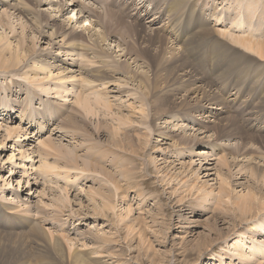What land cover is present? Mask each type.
Returning a JSON list of instances; mask_svg holds the SVG:
<instances>
[{
  "label": "rangeland",
  "instance_id": "obj_1",
  "mask_svg": "<svg viewBox=\"0 0 264 264\" xmlns=\"http://www.w3.org/2000/svg\"><path fill=\"white\" fill-rule=\"evenodd\" d=\"M238 35L264 42V0H0V264H264V59Z\"/></svg>",
  "mask_w": 264,
  "mask_h": 264
},
{
  "label": "bare ground",
  "instance_id": "obj_2",
  "mask_svg": "<svg viewBox=\"0 0 264 264\" xmlns=\"http://www.w3.org/2000/svg\"><path fill=\"white\" fill-rule=\"evenodd\" d=\"M63 3V2H62ZM61 3V4H62ZM68 4V3H67ZM63 5V4H62ZM61 5V6H62ZM71 5H74V4H71ZM65 6V5H64ZM11 7V6H10ZM74 7V6H73ZM27 8V7H26ZM61 9H64L63 7L61 8ZM82 10V9H81ZM87 12V11H86ZM106 12V11H105ZM28 13V12H27ZM100 13V12H99ZM109 14V13H108ZM243 14V13H242ZM35 16V15H34ZM39 16V15H38ZM92 16H93V14H92ZM105 16V15H104ZM102 16V18L104 19L105 17H107V16ZM97 17H98V15H97ZM96 17V18H97ZM110 17V16H109ZM51 19V18H50ZM88 18H84V19H82L81 21H80V23H82V25L84 26V24H83V22H85L86 20H87ZM20 21V20H19ZM69 21H70V18H69ZM103 21V20H102ZM116 21V20H115ZM198 21V20H197ZM203 21V19L201 20V23H203L202 22ZM109 23H111L110 21H108ZM123 21H121V23H122ZM137 22V21H136ZM108 23V24H109ZM199 23H200V19H199ZM19 24V23H18ZM101 24V23H100ZM104 24V23H103ZM107 24V25H108ZM198 24V23H197ZM104 25H106V24H104ZM127 25H128V23H127ZM106 28V27H105ZM148 28V27H147ZM75 29V28H74ZM103 29V28H102ZM156 29V28H155ZM109 30V29H108ZM107 30V31H108ZM54 33H55V31H53ZM76 31L75 30H72V31H70L69 32V35L68 36H71L72 37V39H70L71 41H67L68 43L67 44H65V45H73V46H76L77 47V43H79V44H81V45H83V44H85L84 42H83V40L81 39L80 40V42H78L79 41V38H76L75 37V35H74V33H75ZM200 32V31H199ZM52 33V32H51ZM116 33V32H115ZM53 34V33H52ZM155 34V33H154ZM225 34V33H224ZM106 36V35H105ZM105 36H103V37H105ZM238 36H240V35H238ZM242 36V35H241ZM237 37V36H234L232 39L234 40V42L237 44V45H240L241 47H243V48H245V50L247 49L248 51H250V52H252V53H255L257 56H259V57H261V58H263L264 59V42H263V40L262 41H260V40H257L256 38L254 39H249L248 37L246 38H244V37ZM250 36V35H249ZM254 37V36H253ZM68 38V37H67ZM70 38V37H69ZM102 38V37H101ZM147 39V38H146ZM159 39V38H158ZM2 40V39H1ZM6 40V39H5ZM66 40V39H65ZM34 41V40H33ZM161 41V40H160ZM198 41V40H197ZM1 42V41H0ZM20 42V41H19ZM155 43V42H154ZM167 43V42H166ZM234 43V44H235ZM184 45V44H183ZM1 47V46H0ZM68 47V46H67ZM72 47V46H71ZM184 47V46H183ZM74 48V47H73ZM170 48V47H169ZM8 50H10L9 48H7ZM69 49H72V48H69ZM73 50V49H72ZM159 50V49H158ZM158 50H157V52H158ZM11 51V50H10ZM9 51V52H10ZM14 51V50H13ZM154 51V50H153ZM21 52V51H20ZM27 52V51H26ZM101 52V51H100ZM156 52V51H155ZM182 52V51H181ZM4 53V52H3ZM97 53V52H96ZM177 53V52H176ZM185 53V52H184ZM2 54V53H1ZM10 54V53H9ZM21 53H19V55H20ZM23 54H24V52H23ZM95 54V53H94ZM155 54V53H154ZM157 54V53H156ZM12 55V54H11ZM16 55V54H15ZM26 55V54H25ZM182 55V54H181ZM2 56H3V54H2ZM1 56V57H2ZM10 56V55H9ZM4 57V56H3ZM14 57V56H13ZM12 57V58H13ZM21 57H23L22 55H21ZM77 57V56H76ZM105 57V56H104ZM93 58V57H92ZM6 59V60H5ZM5 59H3L1 62L2 63H4V62H6L7 63V61H8V58H5ZM14 59H16V60H13V61H11L12 63H10V66L11 65H13L14 63H17L19 60H18V58H15L14 57ZM143 59V58H142ZM172 59V58H171ZM11 60V59H10ZM137 60V59H136ZM177 60H179L178 58H177ZM223 60V59H222ZM169 61V60H168ZM14 62V63H13ZM2 63H1V68L5 71V69L7 68V67H4V65H2ZM89 63V62H88ZM185 63V62H184ZM5 64V63H4ZM92 64V63H91ZM116 64V63H115ZM135 64V63H134ZM6 65V64H5ZM170 65V64H169ZM176 65V64H175ZM124 66V65H123ZM171 68H172V66H171ZM164 69V68H163ZM113 70V69H112ZM119 70V69H118ZM105 73V72H104ZM91 75V74H90ZM93 75H94V73H93ZM98 75V74H97ZM61 76V75H60ZM63 76V75H62ZM61 76V77H62ZM99 76H100V74H99ZM102 76V75H101ZM54 77V76H53ZM57 77V76H56ZM57 79H59V78H57ZM82 79V78H81ZM84 79V78H83ZM99 79V78H98ZM100 79H101V77H100ZM86 80V79H85ZM104 80V79H103ZM109 80V79H108ZM91 81V80H90ZM141 83H144V82H141ZM145 85V84H144ZM168 86V85H167ZM124 87V86H123ZM144 87V86H143ZM146 87V86H145ZM55 88V87H54ZM133 89V88H132ZM94 91V90H93ZM131 92V91H130ZM133 92V91H132ZM95 93V92H94ZM93 95V94H92ZM96 95V94H95ZM264 95V94H263ZM132 96V95H131ZM84 97V96H83ZM79 98V97H78ZM139 98V97H138ZM264 98V97H263ZM103 98H101V97H99V95H97L96 97H95V99H94V101L97 103L98 102V104H99V102L100 103H102V101H100V100H102ZM208 99V98H207ZM79 100V99H78ZM80 100H81V98H80ZM141 100H144L142 97L141 98H139V102L141 103V105H142V101ZM76 101V100H75ZM264 101V100H263ZM79 102V101H78ZM216 102V101H215ZM87 103H88V100L86 99V98H84L83 99V101L81 102V105L83 104V106L85 107V109H87V111H91L92 109L91 108H89V107H87L86 105H87ZM139 103V104H140ZM104 106H107V108H108V105H107V103L105 102V101H103V103H102ZM79 105V104H78ZM102 106V105H101ZM0 107L1 108H5L6 106H4V105H2L1 106V104H0ZM109 108H110V106H109ZM139 108H141V107H139ZM146 108V107H145ZM84 109V110H85ZM91 109V110H90ZM96 109V108H95ZM4 111H8L7 109L5 110V109H3ZM2 110V111H3ZM140 110V109H139ZM144 111V110H143ZM67 112V111H66ZM138 112V111H137ZM93 113V112H92ZM100 113V112H99ZM142 113H144V112H141V114ZM8 113H6V115H7ZM40 114H41V116H43V117H45V120H47V118L48 117H50L51 116V114H50V116H46V115H48L46 112H40ZM156 115V114H155ZM70 117V116H69ZM124 117V116H123ZM148 117H149V115H148ZM70 118H72V117H70ZM126 118V117H125ZM145 118V117H144ZM69 119V118H68ZM128 119V118H127ZM126 119V120H127ZM77 120V119H76ZM70 121V120H69ZM68 121V122H69ZM73 121H75V120H73ZM76 122V121H75ZM79 122V121H78ZM127 122V121H126ZM152 122V121H151ZM70 123L72 124V121H70ZM135 123V122H134ZM149 123V122H148ZM64 124V123H63ZM73 124H74V122H73ZM72 124V125H73ZM82 125V124H81ZM230 125V124H229ZM74 127H75V125H73ZM105 128V127H104ZM143 130V129H142ZM146 130V129H145ZM15 131V130H14ZM110 131V130H109ZM113 131V130H112ZM147 131V130H146ZM19 132V131H18ZM152 132V131H151ZM17 133V132H16ZM124 133H126V132H124ZM151 134V133H150ZM113 136H115V135H113ZM118 136V135H117ZM120 136V135H119ZM124 136V135H123ZM128 136V135H127ZM129 137V136H128ZM118 138V137H117ZM116 138V139H117ZM195 138V137H194ZM123 139H124V137H123ZM130 139V138H129ZM143 139V138H142ZM47 141V140H46ZM95 141V140H94ZM125 141V140H124ZM131 141H132V139H131ZM45 142V141H44ZM49 142H50V140H49ZM52 142V141H51ZM51 142H50V144H51ZM115 142H117V141H115ZM123 142V141H122ZM126 142V141H125ZM142 142V141H141ZM47 143V142H46ZM54 142H52V144H53ZM118 144H120L119 142H118ZM127 144V143H126ZM129 144H130V142H129ZM129 144H127V145H129ZM134 144V143H133ZM143 144V143H142ZM176 144V143H175ZM49 145V144H48ZM55 145V144H54ZM135 145V144H134ZM178 145H180V144H178ZM53 146V145H52ZM56 146H58V145H56ZM98 146V145H97ZM115 146V145H114ZM48 147V146H47ZM55 147V146H54ZM64 147V146H63ZM62 147V148H63ZM122 147H123V145H122ZM171 147V146H170ZM51 148V147H50ZM124 148V147H123ZM73 149H75V148H73ZM91 149V148H90ZM138 149V148H137ZM53 150V149H52ZM56 150V149H55ZM59 150V149H58ZM111 150H112V148H111ZM60 151V150H59ZM57 152V151H56ZM63 152V151H62ZM61 152V153H62ZM63 153H65V151L63 152ZM117 153V152H116ZM112 154V153H111ZM120 154V153H119ZM60 155V154H59ZM64 155V154H63ZM66 156H68L69 157V159H68V157H67V159L69 160V162L70 163H73V165H75L76 166V169L77 168H79V165H81V164H79V162L77 161V159L79 158V157H77V156H75V155H72V153L70 154V152H69V149L68 150H66ZM65 156V157H66ZM85 156V155H84ZM117 156V155H116ZM115 157V156H114ZM96 159V158H95ZM119 159V158H118ZM219 159H220V161H222L225 165L228 163L227 162V158H222V157H220L219 156ZM81 160V159H80ZM83 160V159H82ZM99 160V159H98ZM123 160V159H122ZM89 161V162H88ZM115 161V160H114ZM94 162V161H93ZM68 163V162H67ZM81 163H82V166H80V167H82V169H87V170H90L91 169V167H93L92 165V163L90 164V159H87L86 161H85V159H84V161H81ZM97 163V162H96ZM122 163V162H121ZM191 163V162H190ZM220 163V162H219ZM42 164V163H41ZM49 164V163H48ZM229 164V163H228ZM47 165V164H46ZM230 166V165H229ZM100 167V166H99ZM250 167V166H249ZM49 168V167H48ZM103 168V167H102ZM246 168V167H245ZM80 169V168H79ZM92 169H95L94 167L92 168ZM252 170H254V169H252ZM85 171V170H84ZM91 171V170H90ZM101 171V170H100ZM100 173V172H99ZM102 173V172H101ZM106 173H107V170H106ZM253 173H255V172H253ZM218 174V173H217ZM257 174V173H256ZM106 175V174H105ZM108 175V174H107ZM113 175V174H112ZM264 175V174H263ZM262 175V176H263ZM111 175H109L108 177H110ZM107 178V177H106ZM224 178V177H223ZM264 178V177H263ZM109 179V178H108ZM112 180V183H113V179H111ZM130 180V179H129ZM100 181V180H99ZM189 181V180H188ZM111 182V181H110ZM115 184V181H114V183H113V185ZM227 184V183H226ZM249 184V183H248ZM223 186V185H222ZM115 187H116V184H115ZM246 187V186H245ZM117 188V187H116ZM220 188H222L221 187V185H220ZM250 188V187H249ZM118 189V188H117ZM115 190V189H114ZM199 190H200V188H199ZM219 190V189H218ZM224 188L222 189V191L224 192ZM221 191V192H222ZM254 190H252V191H250L249 189H248V192H246V194H244V193H242V194H239L240 196H239V198L237 199L239 202H237V207H238V211L240 210L241 212H242V214L243 213H248V212H250L251 210H253V207H256V206H254L255 204L252 202V198L255 200V197H256V193H255V191L253 192ZM98 194V193H97ZM215 194V193H214ZM224 194V193H223ZM259 194V193H258ZM220 195V194H219ZM257 196H259V195H257ZM112 198V197H111ZM234 198V197H233ZM259 198V197H258ZM262 198H263V195H262ZM260 199H261V197L258 199V201H260ZM236 200V201H237ZM256 200H257V198H256ZM109 202V201H108ZM38 203V202H37ZM69 203V202H68ZM230 204V203H229ZM234 204V203H233ZM260 204V206H257L258 208L260 207V208H263L264 209V201H260L259 203H258V205ZM36 205V204H35ZM106 205V204H105ZM257 205V204H256ZM233 206V205H232ZM105 207H108L109 208V205H106ZM256 207V208H257ZM64 208V207H63ZM256 208L254 209V210H256ZM257 208V209H258ZM15 209H16V207H13V209L12 210H14V211H12L14 214H15V212H17V211H15ZM66 209V208H65ZM64 209V210H65ZM110 209V208H109ZM262 209V210H263ZM253 210V211H254ZM261 210V211H262ZM21 211V210H20ZM32 211V210H31ZM234 211V210H233ZM239 211V212H240ZM10 213V212H9ZM18 213V212H17ZM16 213V214H17ZM224 213V212H223ZM254 213V212H253ZM58 214V213H57ZM257 214H258V211H257ZM260 214V213H259ZM255 215V214H254ZM210 216V215H209ZM242 216V215H241ZM243 217V216H242ZM241 217V218H242ZM246 218H247V216H245ZM244 217V218H245ZM226 222V221H225ZM264 222V221H263ZM34 226H36V225H34ZM38 226V225H37ZM37 226H36V230H37ZM39 227V226H38ZM34 228V227H33ZM33 228H32V231H34L33 230ZM39 229V228H38ZM41 230V229H40ZM44 230L42 229V232H43ZM44 233V232H43ZM239 233H241V232H239ZM99 235V234H98ZM21 236V235H20ZM60 237H62V235L60 236ZM59 237V238H60ZM63 237H65V239H68V238H66V236L65 235H63ZM57 238V237H56ZM261 245H263V246H261V247H264V244H261ZM258 247H260V245H257ZM260 247V248H261ZM84 248V247H83ZM52 250V249H51ZM53 251V250H52ZM90 251V250H89ZM262 251H264V249H262ZM94 253V252H93ZM74 254V253H73ZM76 254V253H75ZM74 254V255H75ZM77 255H78V253H77ZM77 255H75V257H73V258H75V260H73V261H76V264H80L82 261H83V263L85 262V260H82V258H79V255L77 256ZM81 256V255H80ZM88 257V256H87ZM91 257V256H90ZM98 257V256H97ZM81 261V262H80ZM37 264V263H36ZM74 264H75V262H74ZM92 264V263H91Z\"/></svg>",
  "mask_w": 264,
  "mask_h": 264
}]
</instances>
